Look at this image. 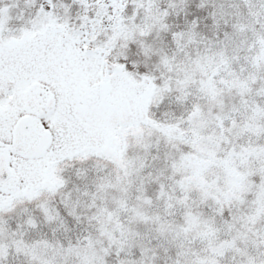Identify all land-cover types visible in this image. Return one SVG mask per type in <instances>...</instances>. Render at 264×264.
<instances>
[{"label":"snow or ice","instance_id":"obj_1","mask_svg":"<svg viewBox=\"0 0 264 264\" xmlns=\"http://www.w3.org/2000/svg\"><path fill=\"white\" fill-rule=\"evenodd\" d=\"M0 264H264V0H0Z\"/></svg>","mask_w":264,"mask_h":264}]
</instances>
